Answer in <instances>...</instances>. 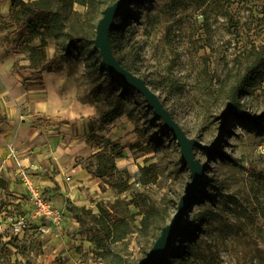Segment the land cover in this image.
I'll list each match as a JSON object with an SVG mask.
<instances>
[{
  "label": "rangeland",
  "instance_id": "374dc122",
  "mask_svg": "<svg viewBox=\"0 0 264 264\" xmlns=\"http://www.w3.org/2000/svg\"><path fill=\"white\" fill-rule=\"evenodd\" d=\"M115 1L74 9L98 28ZM17 27L0 41L11 54L28 32ZM110 39L117 57L148 82L186 136L201 144L193 152L204 168L202 182L160 264H264V0H133L116 19ZM47 40L55 72L75 81L79 97L97 111L81 134L86 149L73 160L90 173L88 168L98 170L96 153L115 156L116 166L129 172L123 174L129 185L119 191L90 173L72 193L68 175H59L49 155L54 142L38 133L21 134L18 147L36 146L16 155L14 143L0 140V264L139 262L178 212L193 181L192 167L179 138L139 91H128V111L104 124L99 117L107 108L104 99L124 92V82H110L113 72L96 54L67 57L58 40ZM30 41L32 47L41 44L38 37ZM31 65L30 55H21L12 70L25 89L41 88L43 70ZM14 157L13 172L14 163L9 169L4 164ZM23 173L63 213L59 224L35 217Z\"/></svg>",
  "mask_w": 264,
  "mask_h": 264
},
{
  "label": "crops",
  "instance_id": "0c3cea01",
  "mask_svg": "<svg viewBox=\"0 0 264 264\" xmlns=\"http://www.w3.org/2000/svg\"><path fill=\"white\" fill-rule=\"evenodd\" d=\"M12 1L0 0V22L7 21L0 26V41L3 36L18 28L16 24H12ZM31 46V43H24L11 54L6 47L0 45V115H6L0 124V136L3 135L0 140L7 144L14 143L12 150H15L16 155L25 154L32 146H36L30 142L18 147L17 139H21V134L38 133L39 137L54 142V146L50 143L47 148L51 149L48 151L49 155L54 156L59 175H68L67 179L71 184L69 190L73 193L83 179L89 180L91 177L86 169L76 164L73 156L86 149L82 147L81 134L86 132L87 123L97 115V111L92 103L79 97L77 83L62 79L58 72L44 70L41 88L31 86L25 89L21 77L12 68L17 57L30 53ZM15 157L5 159L4 164L9 169L7 164L14 163V167L10 168L13 172L17 168ZM18 158L23 165H27L25 158Z\"/></svg>",
  "mask_w": 264,
  "mask_h": 264
},
{
  "label": "trees",
  "instance_id": "16d2710c",
  "mask_svg": "<svg viewBox=\"0 0 264 264\" xmlns=\"http://www.w3.org/2000/svg\"><path fill=\"white\" fill-rule=\"evenodd\" d=\"M98 2L99 0H13L10 10L12 24L18 25L20 23V25L28 30L23 43L31 42L30 40L34 37H38L41 41L40 45L31 46L30 48L31 67L42 69L43 71L55 72L57 70L53 66L55 59H50L46 52L47 39L50 37L55 38L61 43L64 54L67 57H70L75 52L80 54L87 51L96 54L99 60L103 61L102 54L95 46L97 26L94 23V19L92 17L89 18L86 13L83 14L74 9V4L82 6H89L91 4L93 6L97 5ZM118 59L124 67L132 70L128 64L124 63L119 57ZM104 66L107 67L105 64ZM59 67L60 63H58ZM113 74L109 75V81L114 82L119 79L120 82H124L122 85L124 92L118 93L112 99H104L107 106L106 109L100 112L98 108L100 119L107 125L113 123L116 118L128 111L124 105L128 91L132 92V94L138 91L130 83H126L115 73ZM102 93L103 89L97 87V94L101 96ZM144 102H147V100L144 99ZM1 121L2 119H0ZM96 154L98 170L94 171L88 168L90 173L95 177L104 179L105 183L110 184L119 191L127 190L129 182L128 179L123 178V174L128 177L129 172L121 170L116 166L115 156L103 151ZM106 177H109V179L107 180ZM79 220L83 221L81 217ZM113 225L115 226L116 224L114 223ZM107 226L105 225L104 228L112 227V225ZM183 256L181 255L180 259H183Z\"/></svg>",
  "mask_w": 264,
  "mask_h": 264
},
{
  "label": "water",
  "instance_id": "95a60500",
  "mask_svg": "<svg viewBox=\"0 0 264 264\" xmlns=\"http://www.w3.org/2000/svg\"><path fill=\"white\" fill-rule=\"evenodd\" d=\"M130 1L131 0H117L105 9L104 16L98 23L95 46L102 54L104 64L123 81L134 86L145 97L148 104L155 109L157 115L163 119L164 124H166L173 135L179 138L184 158L192 167L193 175V181L190 183L187 193L182 198L178 212L171 222L163 228L161 236L149 251L148 256L139 262L130 263L160 264L163 261V258L168 254L167 252L171 249L174 242L177 240L176 237L182 228V222L191 211L190 207L193 201V193L202 182L204 168L200 166L193 152L194 147H201V144L196 139L186 136L180 123L173 118L170 110L165 107L161 97L152 90L144 78H141L132 70L124 67L116 53L113 51L110 39L111 32L115 27L116 19L122 14L124 8L127 7Z\"/></svg>",
  "mask_w": 264,
  "mask_h": 264
},
{
  "label": "built area",
  "instance_id": "2783aa9c",
  "mask_svg": "<svg viewBox=\"0 0 264 264\" xmlns=\"http://www.w3.org/2000/svg\"><path fill=\"white\" fill-rule=\"evenodd\" d=\"M29 177L30 175L23 173L24 183L29 189L31 198L32 200H34L35 204L33 214L39 219L48 218L54 223L59 224L63 213H61L60 210H57L54 207L52 201L48 199L47 195H45V192L34 185ZM19 228L20 227H18L17 229Z\"/></svg>",
  "mask_w": 264,
  "mask_h": 264
}]
</instances>
